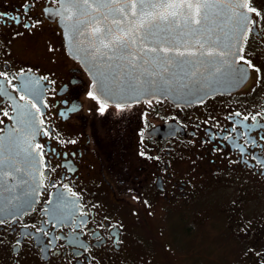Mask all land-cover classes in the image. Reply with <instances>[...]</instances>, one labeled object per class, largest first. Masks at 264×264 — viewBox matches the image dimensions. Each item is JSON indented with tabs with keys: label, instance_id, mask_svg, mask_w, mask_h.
<instances>
[{
	"label": "flooded vegetation",
	"instance_id": "af4514ba",
	"mask_svg": "<svg viewBox=\"0 0 264 264\" xmlns=\"http://www.w3.org/2000/svg\"><path fill=\"white\" fill-rule=\"evenodd\" d=\"M57 6L0 0V188L38 190L0 215V264H264V0L246 9L240 88L103 114Z\"/></svg>",
	"mask_w": 264,
	"mask_h": 264
},
{
	"label": "water",
	"instance_id": "95a60500",
	"mask_svg": "<svg viewBox=\"0 0 264 264\" xmlns=\"http://www.w3.org/2000/svg\"><path fill=\"white\" fill-rule=\"evenodd\" d=\"M241 12L248 16L246 8L209 9L208 20L201 31L207 33L211 30L213 38H219V46L213 50L217 52L223 50L226 53L211 58L214 63H205L204 60L207 58L200 57H186L181 63L182 58L174 56L173 63L168 64L152 60L151 57L155 54L149 53L135 61L137 67L133 69L130 67L131 57L128 52L116 51L105 54L106 50L91 40L89 33L95 25L89 21L98 13L88 10L87 14H83L82 10L73 6L62 7L61 0H58V6L54 11L58 17L67 55L86 71L92 82L94 95L111 105H131L144 100L164 98L175 104H188L240 88L248 74L247 69L237 63L246 31V28H242L234 34V26ZM69 16L71 19L67 18ZM80 21L85 23L81 24ZM246 24L248 25V22ZM181 27L184 31L189 30L183 23ZM159 32L160 29L157 28V33ZM163 35L166 33L161 34L160 38ZM157 43L158 39L154 37L152 44ZM130 52L133 55H140V49L136 47L130 49ZM142 60L149 63L144 64ZM143 73L146 75H142ZM129 82L135 85V90L127 86ZM101 84L103 94L99 90ZM33 156L35 158H32L31 168L35 182L38 181L35 171L37 157L34 153ZM37 191L3 194L0 188V215L20 213L29 209L36 199Z\"/></svg>",
	"mask_w": 264,
	"mask_h": 264
},
{
	"label": "snow or ice",
	"instance_id": "6c2138e0",
	"mask_svg": "<svg viewBox=\"0 0 264 264\" xmlns=\"http://www.w3.org/2000/svg\"><path fill=\"white\" fill-rule=\"evenodd\" d=\"M61 4L62 7L73 6L82 10L83 14H87L88 10L98 13L89 21L90 24L95 25L89 33L91 40L99 43L100 47L106 50L105 54L116 51L128 52L131 57L130 67L133 69L137 67L135 61L149 53L155 54L151 57L152 60L168 64L173 63L174 56L182 58L181 63L186 57H200L207 58L204 62L212 64L214 60L211 58L226 53L223 50L220 52L213 50L219 46V38H213L211 30L207 33L201 31L202 26L208 20L209 9L246 8L249 12L255 11L249 6V0H61ZM256 15L260 13L256 12ZM67 18L71 19V16ZM248 21L247 15L239 13L234 26V34L239 29L246 28ZM80 23L85 22L80 21ZM181 23L189 30L184 31ZM157 28L160 29L159 33H157ZM164 33L166 35L160 38ZM154 37L158 39L155 45L152 44ZM134 47L140 49V55L131 54L130 49ZM240 59L243 57L240 56ZM141 62L149 63L147 60ZM244 62L248 63L249 67L252 66L250 62ZM164 70L167 71V68ZM0 75L4 74L0 73ZM5 79L8 77L5 76ZM127 86L135 90L133 83L129 82ZM99 90L103 94L102 84ZM89 96L93 99L97 98L92 92ZM21 99L24 97L22 96ZM98 103H100L99 111L103 114L107 104L100 101ZM117 107L119 109L120 105L118 104ZM19 115L18 126L24 122L19 119ZM27 115L30 118V114ZM34 136L35 133H33V139ZM35 148L40 149L42 146L37 144ZM28 152L29 156L34 159V149L30 141ZM5 154L0 152V166L5 163L3 158Z\"/></svg>",
	"mask_w": 264,
	"mask_h": 264
},
{
	"label": "rangeland",
	"instance_id": "374dc122",
	"mask_svg": "<svg viewBox=\"0 0 264 264\" xmlns=\"http://www.w3.org/2000/svg\"><path fill=\"white\" fill-rule=\"evenodd\" d=\"M137 221H138V219H137ZM139 222V221H138ZM139 228V227H138ZM145 235V233L142 231V230H140V229H137L136 228V232H135V234H134V236H135V239H136V241L138 242V239L137 238H140V239H142V238H144V237H147V236H144ZM210 236V235H209ZM210 238V237H209ZM211 239V238H210ZM151 239L150 238H148V239H146V240H141V241H147V242H149ZM136 252H137V255H135L134 256V261H135V263H137V260L139 259L138 258V254H143V250L141 251V250H139L138 251V249H136L135 250ZM214 256V255H213ZM140 257V256H139ZM217 257V256H216Z\"/></svg>",
	"mask_w": 264,
	"mask_h": 264
}]
</instances>
